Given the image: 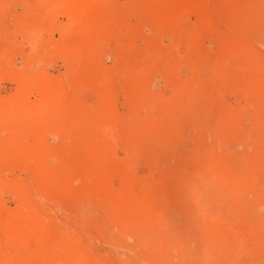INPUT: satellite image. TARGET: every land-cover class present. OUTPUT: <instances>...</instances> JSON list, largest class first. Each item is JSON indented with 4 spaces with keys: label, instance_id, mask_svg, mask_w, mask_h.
<instances>
[{
    "label": "rangeland",
    "instance_id": "374dc122",
    "mask_svg": "<svg viewBox=\"0 0 264 264\" xmlns=\"http://www.w3.org/2000/svg\"><path fill=\"white\" fill-rule=\"evenodd\" d=\"M73 1L0 0V264H264V0Z\"/></svg>",
    "mask_w": 264,
    "mask_h": 264
},
{
    "label": "bare ground",
    "instance_id": "6f19581e",
    "mask_svg": "<svg viewBox=\"0 0 264 264\" xmlns=\"http://www.w3.org/2000/svg\"><path fill=\"white\" fill-rule=\"evenodd\" d=\"M80 1L81 0H74L73 1V2L76 3V8L74 10H76V13H80V14L83 13L84 16H88L89 20H90L91 18L94 17L95 14H97L96 13L97 12L96 6H93L90 9V6H88V4L90 5L91 2H89V0H86V1L83 0L84 2H80ZM96 1H99V0H95V2ZM70 7H72V6H70ZM85 8L88 9V12H89L88 15L85 12ZM188 9L189 8H187V7L180 8L178 10V12H177V15H173V16L170 15V16L164 17V19L162 21H164L168 26H175L177 24H181V25H183L186 28L187 31L188 30L190 31L189 33L192 34L191 36L197 37L199 34H201L203 32V29L205 28V24H204L203 21L191 23L190 20H188V18H187L188 17ZM74 10H72L73 12L71 11L73 14H74ZM82 18L80 20H83ZM73 19H74V17H73ZM77 20H79V18ZM84 20L85 21H81V22H83V23L85 22L86 23L87 22V18L85 19V17H84ZM76 22L79 23L80 21H76ZM87 25H89V24H87ZM120 213H121V216L123 217V219L126 220L127 217L125 216V214H126L125 210L122 209V211Z\"/></svg>",
    "mask_w": 264,
    "mask_h": 264
}]
</instances>
